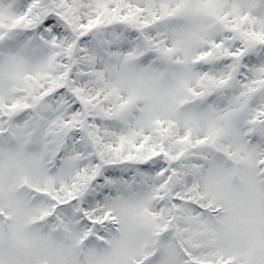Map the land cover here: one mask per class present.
<instances>
[{
    "label": "snow or ice",
    "instance_id": "6c2138e0",
    "mask_svg": "<svg viewBox=\"0 0 264 264\" xmlns=\"http://www.w3.org/2000/svg\"><path fill=\"white\" fill-rule=\"evenodd\" d=\"M0 264H264V0H0Z\"/></svg>",
    "mask_w": 264,
    "mask_h": 264
}]
</instances>
